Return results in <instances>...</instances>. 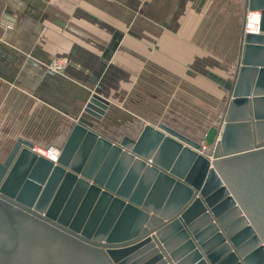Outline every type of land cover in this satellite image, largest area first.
<instances>
[{
    "label": "water",
    "instance_id": "water-1",
    "mask_svg": "<svg viewBox=\"0 0 264 264\" xmlns=\"http://www.w3.org/2000/svg\"><path fill=\"white\" fill-rule=\"evenodd\" d=\"M249 10L262 11L261 33L243 28L231 81L209 75L231 100L202 140L163 122L107 137L90 119H103L111 101L93 93L57 162L24 138L0 153V227L10 237L0 251L16 244L7 203L108 264H264V0H248ZM89 197V217L77 222Z\"/></svg>",
    "mask_w": 264,
    "mask_h": 264
},
{
    "label": "crops",
    "instance_id": "crops-1",
    "mask_svg": "<svg viewBox=\"0 0 264 264\" xmlns=\"http://www.w3.org/2000/svg\"><path fill=\"white\" fill-rule=\"evenodd\" d=\"M231 1L237 6L242 2L244 9L248 4V0H0V141L11 140L0 153L7 155L18 138L32 141L36 149L52 139L61 149L73 128L70 123L84 115L93 93L111 101L106 114L113 106L123 109L122 95L139 83L144 61L151 60L156 67L161 59L168 66L176 62L187 66L195 57L186 52L184 47L190 44L181 36L184 40L178 46L174 37L169 42L175 50L160 53L161 13H167L173 27L167 35H177V17L181 20L183 13L187 19L190 9L206 12L211 33L213 21L232 17ZM142 21L151 28L146 34ZM205 52L206 59H222L214 47L206 46ZM62 57L68 59L63 72L51 71L50 61ZM139 126L135 120V129ZM2 205L10 214L16 244L0 251V264H108L97 249L29 213ZM9 238L0 227V242Z\"/></svg>",
    "mask_w": 264,
    "mask_h": 264
},
{
    "label": "rangeland",
    "instance_id": "rangeland-1",
    "mask_svg": "<svg viewBox=\"0 0 264 264\" xmlns=\"http://www.w3.org/2000/svg\"><path fill=\"white\" fill-rule=\"evenodd\" d=\"M229 7H233L235 10L232 17L220 19L218 23L213 21L211 33L210 27H207V18L204 17L206 12L190 9L187 12V19H184L183 13H180L181 20L177 17L174 30L177 35H167L173 27L165 17L167 13H161L157 25L160 32V53H171L172 49L175 50L169 42L171 43L174 37L178 46V41L184 40L179 38L181 36L190 44V47H184L187 49L186 52L191 57L192 55L195 57L187 60V62L189 61L187 66L178 62L175 63V66H168L165 62L166 59H161L159 66L156 67L151 60L144 61V71L139 77V83L133 90L122 95L124 101L122 106L125 107L121 109L118 106H113L105 118L90 119L94 120L95 127L106 134H113L115 138L124 135L131 137L135 135L133 130L135 120L142 123L147 121L152 123L150 121H153L155 124L163 122L184 133L190 139L198 141L202 140L211 126L223 124L231 99L228 90L217 80L211 79L209 75L216 73L229 81L232 80L238 62L241 33L245 27L247 15L242 2L237 6L235 2L231 1ZM142 23L144 24L139 22L144 33L146 30H151L150 26H147V21H142ZM184 31L186 34L181 35ZM180 46H184V44H180ZM206 46L218 49L222 59H206ZM176 51L180 50L176 49ZM197 55L201 58H197ZM76 120L73 119L70 125H74ZM49 121L57 123L58 119H49ZM10 141L9 139L1 140L0 149L4 150L7 143H11ZM45 141L47 150L57 146L52 139ZM57 147L60 148V146ZM204 149L208 150L206 144ZM88 199L90 197L85 198L86 201L83 204L85 209L80 210L77 215L79 221L84 220L85 217L88 218L89 205L86 204ZM15 212L20 213V211ZM15 225L19 226L16 223Z\"/></svg>",
    "mask_w": 264,
    "mask_h": 264
},
{
    "label": "built area",
    "instance_id": "built-area-1",
    "mask_svg": "<svg viewBox=\"0 0 264 264\" xmlns=\"http://www.w3.org/2000/svg\"><path fill=\"white\" fill-rule=\"evenodd\" d=\"M253 13L255 15H257L258 20L257 21H254L253 23H250V16ZM261 19H262V12H261V10H253L252 12L249 10L248 11V14L246 15V22H245V27H244L245 33H249L248 31H250V32H255L256 34H259L261 32ZM247 21H249V23ZM250 25H252V28L251 29H250ZM8 27H12L11 24H8ZM255 27L257 29H256V31H253V29ZM67 62H68V59L67 58H63V57L62 58H54L48 64V68L51 71H53V72L61 73V72H63V69H64L65 65L67 64ZM43 148H45V147H43ZM45 150H47V149H45ZM47 151L50 152V154L58 155V158H57V161H58L59 156H60V153H61L60 148H58L57 146H55V148L54 147H53V149L50 148ZM54 162H56V161H54Z\"/></svg>",
    "mask_w": 264,
    "mask_h": 264
},
{
    "label": "bare ground",
    "instance_id": "bare-ground-1",
    "mask_svg": "<svg viewBox=\"0 0 264 264\" xmlns=\"http://www.w3.org/2000/svg\"><path fill=\"white\" fill-rule=\"evenodd\" d=\"M251 12H252V10H250ZM262 12V11H261ZM255 14L253 13V14H251V16H250V23H253L254 21H257L258 20V17H257V15H255ZM248 23H249V21H247ZM252 28V25H250V29ZM256 27L253 29V31H256ZM249 33H255V32H250V31H248ZM261 33V32H260ZM256 34V33H255ZM97 107H103V105H98ZM178 141H180V142H182L183 144H187V145H189L186 141H183L182 139H177ZM186 145V146H187ZM204 145L205 144H203V147H204ZM54 148H55V146H53ZM53 147L51 148V149H53ZM34 150H35V152L36 153H38L39 155H42V156H44V157H46V158H48V159H50V160H52V161H56L57 162V158H58V155H53V154H50V152H48L47 150H45V148H40V149H36V148H34ZM60 151H61V149H60ZM199 151H201V150H199ZM202 152V151H201ZM8 155V154H7ZM6 155V156H7ZM90 194V193H89ZM88 194V195H89ZM85 201L86 200H84V202H83V204L85 203ZM86 204H88L89 205V209H88V214H89V212H90V206H91V204H92V201H91V198L90 199H88V201H87V203ZM201 210H202V207L201 206H196V207H194V208H192L190 211H189V214H188V217L189 218H192V216L194 217V216H196L199 212H201ZM167 213H169V211L167 212ZM96 214H98V212H96ZM89 217V216H88ZM84 219H86V217L84 218ZM99 220V219H98ZM76 221L78 222L79 220H78V218L76 217ZM95 226V225H94ZM92 228H94V227H92ZM80 257V256H79ZM82 263V262H81Z\"/></svg>",
    "mask_w": 264,
    "mask_h": 264
}]
</instances>
